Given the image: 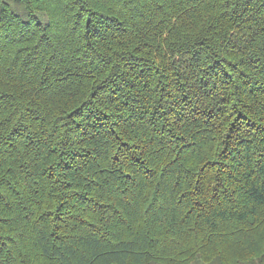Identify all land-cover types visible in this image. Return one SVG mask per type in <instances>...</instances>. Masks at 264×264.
Wrapping results in <instances>:
<instances>
[{
    "label": "trees",
    "instance_id": "1",
    "mask_svg": "<svg viewBox=\"0 0 264 264\" xmlns=\"http://www.w3.org/2000/svg\"><path fill=\"white\" fill-rule=\"evenodd\" d=\"M0 264H264V0H0Z\"/></svg>",
    "mask_w": 264,
    "mask_h": 264
}]
</instances>
